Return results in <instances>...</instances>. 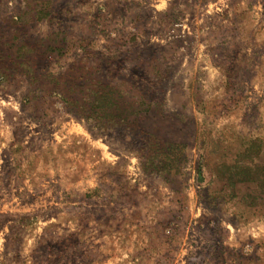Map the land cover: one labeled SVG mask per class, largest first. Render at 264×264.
<instances>
[{
	"label": "rangeland",
	"instance_id": "1",
	"mask_svg": "<svg viewBox=\"0 0 264 264\" xmlns=\"http://www.w3.org/2000/svg\"><path fill=\"white\" fill-rule=\"evenodd\" d=\"M0 264H264V0H0Z\"/></svg>",
	"mask_w": 264,
	"mask_h": 264
},
{
	"label": "trees",
	"instance_id": "2",
	"mask_svg": "<svg viewBox=\"0 0 264 264\" xmlns=\"http://www.w3.org/2000/svg\"><path fill=\"white\" fill-rule=\"evenodd\" d=\"M123 119H121V121H122Z\"/></svg>",
	"mask_w": 264,
	"mask_h": 264
}]
</instances>
